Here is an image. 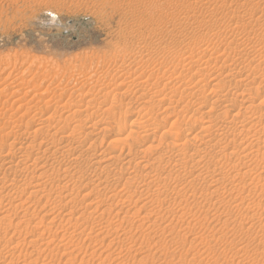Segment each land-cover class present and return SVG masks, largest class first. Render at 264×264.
<instances>
[{"label": "rangeland", "instance_id": "rangeland-1", "mask_svg": "<svg viewBox=\"0 0 264 264\" xmlns=\"http://www.w3.org/2000/svg\"><path fill=\"white\" fill-rule=\"evenodd\" d=\"M242 1L244 0H0V91L2 93L0 95V105H1L0 111L4 110L3 112L7 113L6 117L10 115V119L11 118L19 119L18 117H20L23 114L24 109L23 110L15 109L17 105H14L15 110L10 109L11 106L13 105V102H12L13 98L15 97L13 96L11 91L15 90L16 88H20L21 94L23 95L24 92L28 90V85H27L28 82L30 83V87H32L34 84L40 85L38 87H41V88L35 91L37 93L42 91L45 86L49 87L47 91H49L50 93L49 92L46 93L49 96L52 94V92H55V94H58L64 91L63 92L64 98L70 97L69 99L71 100V102H75V100L78 98L79 91H81V93L83 92L90 93V96H89L90 98L92 97L91 94L93 93V91H94L93 94L95 95V93L98 92L97 89L104 88L105 85H107L104 89L107 90L108 88L109 90L110 89L109 87L111 86L112 88V85H113V88L109 90V95L107 91V95L105 96L106 98H103L102 100L100 99L101 101H99L98 99V102L96 103L97 105L101 107V111H103L102 108L105 109L104 110L105 112L103 111L104 113L102 114L104 117L106 116V113L109 112L108 109L110 107L120 108L119 109L120 111L118 110L116 111L117 113L115 112L118 118L127 112L129 116H127L128 118L126 119V122H124V124L122 125L119 124L118 122L115 123V125L113 126L108 124L106 126V130H108V132L104 131V133L100 132V134L98 133L94 135L93 134L87 135L86 137L80 136V140H83L82 144H84V148L87 150L86 151L84 149L86 153L84 154L85 155L91 154L92 160H95L96 158H99L100 156H104V155L107 156V154L108 155L109 154L118 155V152H120V149H121L119 146L122 147L123 141L125 142L124 138L134 140L135 136L133 132H136L139 135H141L140 134L141 129L133 127V124L129 122L130 120H132L131 118L133 117L136 118L139 116L137 118L138 121L139 120L141 121V119L142 120L144 119L141 122L144 123V125L148 124L146 125L145 129H148L149 131H152V130L154 131L156 125L157 127L159 126L157 130L168 129L167 127L169 125V122L174 119L175 115L172 113H174L173 111H176V110H174L172 107L167 108L168 107L167 102L165 101L160 102L158 100L160 96H158L157 93L154 94L152 98H150V95H148L149 96L148 98L147 95H145L147 93L143 90L142 87H138V89L136 88V86H139L141 84L142 79L143 81H145L146 79L148 82H154V81L159 80L160 78H161L160 80H166L165 74H167L170 70H172V67L175 70H180L183 64L186 65L188 64L189 61L193 60V59H189L185 61L186 60L185 58H181L179 56H176L174 58L172 54L167 55V52L165 53V51H163L165 50L163 49L165 45H166L165 47H169L170 50H172L173 48H174L173 50L175 51L180 50L183 45L182 43H186L189 39L195 37L198 34L203 33L206 30H210L209 33H212V31L215 32L220 29V33L224 34V32L228 33L227 31H225V29L229 26L228 28H232V32L230 31V33H228L226 36H229L230 34H233L234 32H236L237 33V34L235 33L236 36L238 35L236 38L231 39L230 37H228L225 40H223L224 38L215 39V40L212 39V42L218 44L220 49H222L227 45V43H230V46H235L236 43L245 44L247 42L248 44H245V46L249 45L250 47H252L251 41L252 42L255 41V43L259 45L258 47L260 49L258 48L257 52L253 51L252 49L253 52L252 51L251 52L252 54H254L253 56L257 57L258 60H260V58L263 57L262 55L264 54V41H256V38L254 39L253 34L255 32L262 34V32L260 31V28L264 27V24L261 23L260 25H253V24L246 25L243 22L245 21L247 22L246 19H250V17L248 16H250L251 14L250 12H252L255 8H258V9L264 8V1L254 0L253 9L244 8V7L235 9L236 8L235 3L242 2ZM156 5H161V6L158 9V8H155ZM217 6H219V8H217ZM209 15H211L212 17H209ZM201 18L202 19L212 18L216 21V22L215 21L213 22H215V24L217 25H215L214 23H211V25L214 24L212 26L207 24L199 28L198 30L196 29V26L194 23H197L196 21L201 20ZM164 21L165 22L167 21L169 23L165 25ZM191 22H194V23H191ZM163 23L165 26L163 25ZM240 23H242L244 26ZM169 24H172V25H169ZM237 26L241 28V30L238 29ZM165 27L167 28V30ZM170 29H172V32ZM194 29L196 31H194ZM200 29H202V31ZM236 30L239 32H237ZM178 31L180 32V34ZM242 31L243 32L249 31L250 33V36L248 38L249 41L246 36H245L246 38L243 36ZM183 32L185 33L183 34ZM173 33L179 34L178 39H172L171 35ZM220 33L218 37H220L221 35ZM260 36L261 35H258L257 37H260ZM151 39L153 41H151ZM154 39L159 41L158 44H157V41H154ZM243 41L244 42L246 41V42L244 43ZM143 45L144 46L150 45V47L154 51V56L155 57L158 56L156 59H154L155 57L152 56V60H157L156 65L157 63L161 62V65H163L164 67L161 66L160 69L153 70L151 68V65L147 64L148 65L147 66L144 64L145 63L144 61H146V58L142 57L143 55L140 56L138 54L136 55L137 60L135 59L136 64H133L132 66L134 67L137 64L139 65L144 64V66H147V71H146L147 74L139 78V76L136 77L135 74L131 73L130 71L132 68L131 65L130 66L126 65L125 67L117 68L118 64L114 63L115 61L114 62L112 61L114 60V58L110 59V57H113V55L114 56L121 55V57H124L127 60L130 59L129 61L132 62L133 59L130 57L135 55L136 52ZM202 48L203 47H201L200 49ZM160 49L166 55L165 54L163 55ZM155 50L159 52H156ZM261 52H263V54ZM137 56H140L141 58ZM178 57H179V60H178ZM181 59L182 60L184 59V60L182 61ZM140 60H143V62H140ZM262 60H264V57L263 59H261V61ZM189 64L191 63L189 62ZM192 67L194 68L199 67V65L195 64V66H192ZM262 67H264V61L262 62L260 68ZM162 68L164 69L162 70ZM249 68L252 70L253 73L257 71L256 67L250 66ZM119 69L121 72L119 71ZM123 70L126 72H129L126 74L128 76L123 75L124 74ZM194 70H192V72ZM164 71L165 72L168 71V72L165 73ZM132 75L135 77H133ZM147 75H150V79L147 78ZM124 76H126L125 80L121 79ZM88 79L89 80L91 79V80L89 81ZM210 79L211 78L209 77L207 80L200 82L199 85H201L202 87H208L209 85H211L209 84ZM115 80L122 81L123 85L121 84L122 86L121 85L116 86L115 84L118 82H116ZM195 80L196 79H193V81ZM123 81L125 82L123 83ZM114 82L116 83L113 84ZM127 83L130 85H128ZM73 84L76 85V91L70 93V88L72 87ZM108 84L109 85L111 84V85L109 86ZM12 85L14 87H12ZM78 86L79 88H81V90L77 88ZM62 87L65 90H62ZM92 87H93V91L91 90ZM116 87H118L119 89ZM124 87L125 88L130 87L128 88L129 90L127 89L128 93H126L127 91L124 89ZM134 88L137 89L136 93L135 92L133 93V91L136 90ZM141 88H142V91H141ZM161 88L162 86H160V89ZM260 89L258 91L259 95L261 94ZM263 89L264 87H262L261 90L263 91ZM176 91H180V88H176ZM118 92L123 95L120 96ZM142 92H145L144 96ZM207 93H208V90L205 89V94ZM70 94L72 95L70 96ZM32 95L33 94L31 93L29 97H31ZM254 95H256L255 97L256 100H254V104H257V100L259 99V97H261V95L260 96L257 94H254ZM209 97L210 95H208V98ZM36 99H39V98H36ZM144 99L146 100L148 99V101ZM119 101L121 102L119 103ZM112 102L114 103L115 106L114 105L110 106ZM143 103L145 104V106ZM40 104H41V101H40ZM108 104L110 107L108 106ZM84 105L85 103L83 104L81 103L82 108L84 107ZM86 105L90 106L88 103ZM138 105L142 109H140ZM257 105L255 106L257 110L264 111V105H259V106ZM104 106L105 107L108 106V108L106 109ZM197 107H198V104L196 103L192 104L190 108L186 107V110L181 113L178 123H181V124L185 123L187 121L188 112L189 113L192 112L193 109ZM206 109H207V106H204L198 111V113H201L205 111ZM44 110L45 111L43 112V115H46L45 113L53 112L52 106H49L48 108L46 107ZM118 112H120L119 114L122 113V115L120 116ZM11 113L13 114L11 115ZM218 113H219V110L215 109L211 113V115H217ZM258 113L259 112H257L255 116ZM60 115H62V119H63L64 117L63 114L60 113ZM58 116H59V113H57V116L55 117L56 120L58 119ZM6 117L4 116L5 120L4 118H2L1 121L3 120L5 122L6 120H9ZM29 117L30 116L28 117L25 116L23 117L24 118L23 120L25 121ZM56 120H53V121H56ZM53 121H51V123H53ZM196 123L198 124H196L194 131H199L201 122H196ZM61 125H62V122L59 121L58 127H61ZM69 125L62 126L63 128L60 129L59 133L55 135V137L52 138V140L58 139L59 136H61V134L65 130L69 129L70 127ZM119 125L121 126L119 127ZM6 127H8L6 128V130L9 131L10 128L9 126H7V123H6ZM129 129L131 130L129 131ZM142 133L144 134V132ZM143 134L140 136V138L142 137V139L144 137ZM26 140L27 139L25 140L20 139V141H22L23 143L18 141L19 144L16 145V147L20 145H24L25 142L27 143ZM90 141H94L95 144L93 146H90L91 148H86V147H89L88 144L90 143ZM110 141L114 142V144L111 146L112 148L108 146ZM140 141L141 139H137L136 142L135 141H132V142L134 143V146L145 145L144 147H146V145H148V143L144 144L145 142L140 143ZM0 143H1L0 146H2V142ZM4 144L5 145L2 149L5 150L7 149L6 141L4 142ZM113 146H115V148ZM219 148L220 147L217 146L215 150H218ZM255 148L256 146H252L251 149H255ZM238 149L239 151H241L243 149V145H239ZM100 151L101 152L103 151V153L100 154ZM164 151H165V147L161 149H155L153 147V149L151 148V151H149L150 154L149 153L145 154L144 156L145 158L143 157L142 159H146L151 156L154 157L155 155L159 156ZM261 151H264V147L261 149ZM36 152L37 151L31 152L30 156L32 159L41 156L40 153L38 154ZM74 155L75 154L68 156L70 158V161H69V158L67 157L66 158L60 157V160L61 161L63 160L61 163L63 164L73 163L71 161L74 160L72 159V156ZM235 157L236 156L234 155L230 159L225 160L223 162V167H222L223 171L224 169H226L227 171L226 170L225 171L228 172L229 171L228 169H230L231 164L237 163V159ZM208 158H209V154L205 156V161H207ZM44 160H47L46 156L38 158L37 160H35L36 164H34V163H31L34 160L30 159V161H26V165H25V166H28V169L26 170L18 169L16 173L10 174V177H11V178L9 177L10 179H12V177H15L16 180H19L23 178V175H28L29 173L32 176L31 172L34 171V174H35L34 176L36 177L33 179L32 183L27 187L26 191L23 193L22 196L24 197H22V199L26 197L29 198V196H27L29 195L28 194L29 191H32L35 188L33 185L36 184L37 181H41L43 180V178L45 179L46 175H50L54 173L52 174V177L53 176L56 177L60 181L59 184L61 185H59V187L58 186L50 187V185H47L44 188V190H46L47 192L46 193L43 192L44 190L41 191L40 192L41 195L40 193L38 194L40 196L37 195L39 198L36 197L38 200H36V198H34V200L33 198L30 199L32 201V202H29L31 204L30 213H32V216L23 217L19 209H13L12 206L8 205L7 203L8 201H5L7 200L5 197L3 201H0V264H14V263L15 264H42L43 262H44L43 264H46V263L47 264H215V263L216 264H264V255H262V257L260 255V252L262 250L264 251V238H263L264 236L262 237L261 235H259L260 232L259 233L252 232V233H249L251 234V236H254L251 238V236L248 235L247 233L245 235L244 230L240 229V223H247L248 221V223L252 224L253 227L258 228L259 224L264 222V208L261 205V203H264V196H263L264 190L263 189H262L263 191L258 192L259 191L258 190L257 191L258 193L256 192L252 195H249L246 198V202H249L250 200L249 203L251 204V207L249 208V210L248 209L237 210L235 208H232V209L230 208L229 210L228 205L224 201H221V200L215 206H212L207 203L197 205L193 202L192 199H188L187 205H188V208H190L191 212H195V218H194L195 220L192 219V217L189 218V216L187 217L184 215L181 217H176V216L172 217L173 215L171 214L165 216L166 215L165 211L167 209L172 208L173 206L174 207L172 208V210L173 211L176 210L177 213H179L178 211H181L183 209L182 208L183 206L181 207V205H178L177 203L173 201L171 194L169 197L168 196L166 197L167 199L164 201V204L162 202V205H158L156 207H154L153 205H148V204H146L145 206L141 202H137L135 205H133L132 203H131L132 205L129 203H125L122 205L120 203L118 206H113L110 208L111 210H108L104 212L103 214H101L100 215L102 217L101 218L100 216H98L99 215L98 213L100 212H98L97 214L94 212H91V210L89 209L90 207L88 208V206L84 205L85 203H83V198H80L82 197V194H84L85 191H90L89 190L91 189L90 186L92 187V189L99 187L100 190L97 188L96 190L100 191L101 193L103 192L104 194L105 193L112 194L114 190L116 191V192L114 191V193H118V194L123 192L121 193L122 196L123 195L125 196L126 194H129L130 192H131L130 194H132L134 190L133 193H135V199H136L140 196L139 193H141L142 195L148 193L147 195H144V197L149 196L150 194L153 195V192H154L153 190L156 189L157 185L152 184L151 186L153 185L154 186L150 187L151 189L150 188L145 189V187H140L139 184L135 181L132 183V185L129 186V188H126L125 186H123L124 178H122L121 183L117 184L115 188H112L113 185L115 184H112L111 182L108 183V185L99 184L96 187H94L93 186L94 184L92 183V181H90V179H94V178L93 176L89 174V171L92 168L88 170L87 171L88 174H86L85 176H82V178L78 171H74V168H70L69 169L70 172L68 171V175L67 173H64L65 178H63L62 177L64 176L63 171L59 172L58 163L54 161L53 158H52L53 161L51 159H48L47 161L44 162ZM74 161H78V159ZM54 162L56 163L54 164ZM79 162L82 163V159L79 160ZM263 162H264V159L258 158L253 163H254V166L257 167L263 164ZM43 164H44V168L42 169L41 165L43 166ZM191 164H193V162L188 163V165H191ZM32 165L33 167H31ZM46 166L48 167L46 168ZM52 168L55 169L54 172H52ZM84 168L89 169V167H84ZM56 169L58 170L57 175H55ZM110 169L114 170L112 169V167ZM257 169L258 170L254 169L255 171L253 170L251 174H246L248 178H244L242 182L246 183L247 181L250 180V177H254L256 174H258V172H260L261 169L260 168H257ZM40 170L42 172H46L44 174L45 176L43 175L40 177V179H36L37 175L40 173L39 172ZM2 171L3 170L0 169V176H2L1 174ZM72 171H74V173ZM183 171H184L183 168H180L179 173L183 174ZM161 173L163 176L164 174L166 176L168 175V177L174 176V173L169 170H163L161 171ZM78 178L79 179L81 178V179L79 180ZM74 180H79V181L77 182ZM8 182L9 180H6L5 184H8ZM194 185H195L194 187H191V190L195 189L194 192L196 194H200V193L209 194L207 191H210L213 189V187L210 184L205 185L204 183L196 182L194 183ZM134 186H135V189H134ZM49 187L52 188L53 190L50 189ZM8 188L7 186H4L5 190L3 194H6L7 191H9ZM152 188L154 189L152 190ZM58 189H59V192L61 190L65 193L63 192L59 193ZM143 190H144L143 192L144 194L142 193ZM94 191L93 193H95ZM190 191L188 192L191 193ZM10 192L12 193V191H9V193ZM66 192L68 193L66 194ZM46 194L47 196H44ZM75 194L77 196H75ZM136 195L138 197H136ZM242 195L243 194L239 196H242ZM58 196H61L62 198ZM69 196L71 197L73 196L75 200L77 201L74 207L69 208V209L72 208L71 212L69 211V209L62 207L61 205L63 204L62 202L66 201L67 198H70ZM223 196H225V194ZM77 197L80 198V200H78ZM225 197L227 199L228 196H225ZM57 198L59 201L57 200ZM79 201H82V202H79ZM257 202L258 203L261 202V203L258 204ZM80 203H83V204L81 205ZM80 205L83 207H81ZM58 206L59 207L61 206L62 208L61 207L59 208ZM69 206L70 205H67L66 207H69ZM139 206H141L140 207L141 209L136 213L135 209L139 208ZM126 207L130 209L131 212L134 211V213L132 212L130 214V212L127 210ZM116 209L117 210L120 209V212H118L119 216L115 215ZM123 209L126 212H124ZM147 209L151 210L150 213L152 215L150 214L145 219L143 218L144 221L142 222L141 221L142 216H144V213H146ZM156 209H159V210H156ZM88 211L91 214L88 215L89 213ZM60 212L61 213L64 212V213L60 214ZM107 212L109 214H106ZM125 213L126 214L128 213V215H125ZM5 214L8 216H5ZM122 215L124 219L122 218ZM52 216L53 218L51 219ZM127 216L128 217L130 216V217L128 218ZM249 216L250 218L248 219L247 217ZM6 217L7 218L9 217L10 219L9 218L7 219ZM80 217L81 219L83 218L84 219L83 220L78 219L77 221V218H80ZM94 218L96 219V221L93 222V220H95ZM126 219H129L130 221L129 220L126 221ZM170 219L172 220L170 221ZM175 219H177V221ZM108 220H111V221H108ZM124 220L126 223L124 222ZM79 221H81V223L89 222L87 226L82 227V229L79 228L85 234L84 235L82 233V236H78L79 231L77 230L79 229L75 228V227H79V224H80ZM70 222L71 224H69ZM77 222H79V224ZM90 223H92V225ZM38 225L39 227L37 228L36 226ZM71 226L72 228L73 227L74 228L72 229ZM91 227H94V229L92 228V231L90 229ZM42 229H44L45 231H43ZM48 229H50L49 232L51 233L49 232L47 233ZM39 230H42V232ZM88 230L91 232H88ZM97 230H99L98 233H97ZM40 232H41V235H38V233ZM52 232L54 234L56 233L57 234L54 235ZM35 234L37 235L35 236ZM256 234H258L259 236L258 235L256 236ZM13 235L14 236L16 235V236L14 237ZM60 235H63V236L71 235L73 238L71 236L67 238V236L63 237ZM61 237H63L64 239ZM31 239H34V240L30 241ZM42 239H45V240H42ZM46 241H49L47 242L48 243L47 245L45 244ZM243 245L244 246L246 245L245 246L246 249L244 253L243 251H241V254L236 253V249L238 248V246H243ZM42 247H44V249H42Z\"/></svg>", "mask_w": 264, "mask_h": 264}, {"label": "bare ground", "instance_id": "bare-ground-1", "mask_svg": "<svg viewBox=\"0 0 264 264\" xmlns=\"http://www.w3.org/2000/svg\"><path fill=\"white\" fill-rule=\"evenodd\" d=\"M259 1H264V0H259ZM253 2H254V0H244L242 2L235 3V7H236L235 9H238L241 7L253 9ZM160 6L161 5H156L155 8L159 9ZM214 7H216V6H214ZM217 8H219V6H217ZM214 9H216V8H214ZM250 13H249L250 16H248V17H250V19H246L247 22L245 21L243 23H245L246 25H249V24L260 25L261 23L264 24V8H260V9L255 8ZM209 17H212V16L209 15ZM189 18H190V16H189ZM213 21H215V20L212 18H204V19L201 18V20L196 21L197 23H194V22H191V23H194L196 26V29L199 30V28H201L207 24L208 25H211V23L215 24L216 21L215 22H213ZM166 22H165V25L169 23V22H167V23ZM214 24H212V25H214ZM240 24H242V23H240ZM163 25H164V23H163ZM169 25H172V24H169ZM215 25H217V24H215ZM228 27L225 29V31H227L228 33H230V31L232 32V28H228ZM217 28H218V26H217ZM238 29L241 30V28H239V27H238ZM166 30H167V28H166ZM170 30L172 32V29H170ZM200 30L202 31V29H200ZM194 31H196V30L194 29ZM209 31L210 30H206L201 34H198L196 36L194 35L195 37H193V38L190 37L191 39H189L188 41L186 40L187 41L186 43H182L183 45H182V48L180 50L175 51V50H173L174 48L173 49L171 48L172 50H170L169 47H165L166 45L163 47V49H165L163 51H165V53L167 52V55L172 54L174 58L176 56H179L181 58H185L186 59L185 61H187L189 59H193L192 61H189L191 64H189V62L186 65L183 64L181 66L182 68L180 70H175L172 67V70H170L169 72L166 71V72H168L167 74H165L166 80H160L161 79L160 78L157 81L148 82L143 77L145 79V81H143V79H142V81L140 80L141 84L139 86H136V88L138 89V87H142L143 90L147 93V94H145V92H142L143 96L145 94V95H147L148 98H149L148 95H150V98H152V96L157 93V95L160 96L158 98V100L160 102L165 101L168 104L167 108L172 107L174 110H176V111H173L174 113H172L175 115L174 119L169 122V125L167 127L168 129L157 130V128H159V126L157 127V125H156L154 131L153 130L149 131L148 129H145L146 125H148V124L144 125V123L141 122L144 119L143 120L141 119V121L139 120L140 121L139 122L137 120V118L139 116L136 118L135 117L131 118L132 120H130L129 122L131 124H133V127L141 129L140 134L142 135L143 134L142 132H144V134H143L144 137L142 139V137L140 138L141 135H139L136 132H133V134L135 136L134 140L124 138L125 142L123 141L122 147L119 146L121 149H120V152H118V155L117 154L116 155L115 154H109V155L107 154V156L106 155L100 156L99 158L92 160L91 154H87L89 156L85 155L86 153L84 151V149H85L84 144H82L83 140H80V136L86 137L87 135H92V134L94 135V134H98V133L100 134V132L104 133V131L108 132V130H106V126L108 124L113 126L117 122L121 125L124 124V122H126V119L128 118L127 116H129V114H127V112H126L122 115V113L119 114L120 112H118V114L120 116L122 115L121 117L118 118V116H116V113H117L116 111H118L120 108H115V107L111 108L110 107L111 105L112 106L114 105V103H113L114 101L112 102V104H110V106L108 104V106L110 108L108 109L109 112L106 113L105 117L102 115L105 112L104 111L105 109L102 108V110L104 112L101 111V107L99 105H97V103H96V102H98V99H99V101H101L103 98H106L105 96L107 95V91H108V95H109V90H111L113 88V85L111 88V86H110L111 84L110 85L108 84L110 86L109 90H108V88H107V90L104 89L107 85H105L104 88L99 87L100 89H97L98 92L95 93V95L93 94L94 91H93V87H92L91 90L93 91V93L91 94L92 97H90V98H89L90 93H88V92L81 93V91H79L78 92V98L75 100V102H71V100L69 99L70 97L64 98V96H63L64 91H62L58 94H55V92H52V94L50 96L47 95L46 93L49 92V91H47L49 88L47 86L44 87V89H43L44 91L42 90V91L37 93L35 91L38 90L39 88H41V87H38L40 85L34 84L32 87H30L29 82L27 83L28 90L26 92H24L23 95L21 94L20 88H16L15 90L11 91L13 96H15L14 97L15 99L13 98V101H12L13 105L12 106L9 105V106H11L10 109H14V105H17L15 107V109H17V110H21V109L23 110L24 109V111H23V114L20 117H18L19 119H17V118H11L10 119V115L6 117L7 113L3 112L4 110L0 111V125H1L0 126V140L1 141L0 142H2V146H0V169L3 170L1 173L2 176H0V201H3V199L6 198L7 200H5V201H8L7 202L8 205L12 206L13 209H19L21 211L23 217L32 216V213H30L31 212V210H30L31 204L29 203L32 201L30 199L33 198V200H34V198L40 196L41 195L40 192L43 191L47 185H50V187L51 186H54V187L58 186L59 187V185H61V184H59L60 181L56 177H54V176L52 177V174H54V173H52V174L49 173L50 175L45 176L44 174L46 172H42L40 170L39 171L40 173L37 175L36 179H40V177L43 175L45 176V179L43 178V180L37 181V183L35 182L36 184L33 185L35 188L32 191H29V193H28L29 195H27V196H29V198L26 197V198L22 199V197H24V196H22L23 193L26 191L27 187L32 183L33 179L36 177V176H34L35 175L34 171L31 172L32 176L28 172L29 173L28 175H23V178H21L19 180H16L15 177H12V179H10L11 178L10 174L16 173L18 169H20V170L28 169V166H25L26 161H30V159H31V160H34L31 163L36 164L35 160H37L40 157L46 156L47 160L48 159L52 160V158H53L54 161H56L58 163L59 172L63 171V175H64V176H62L63 178H65L64 173H67V175H68V171L70 168H74V171H78L81 178H82V176H85L86 174H88L87 171L92 168L89 171V174L91 176H93V178H94V179H90V181H92V183L94 184L93 185L94 187H96L99 184L100 185H102V184L108 185V183L111 182L112 184H115V185H113L112 188H115V186L117 184L121 183L122 178H124L123 179L124 185H123V183H122V185L125 186L126 188H129V186L132 185V183L135 181L139 184L140 187H145V189L153 187L154 185L151 186L152 184L157 185L155 190H153L154 188H152V190L154 191L153 195H151L150 194L151 192L148 190L150 192L149 193L150 195L144 197V195L148 194V193L147 194L143 193L145 190L144 189L142 191V193L144 195L139 193L140 196L137 194L139 197L136 195V197H138L136 199H135V193H133L134 190H133L132 194H130L131 192L129 194L125 193L126 195L125 196L123 195L124 196L123 197L121 194L123 192L118 194V193H114V191H115L114 190L112 192V194H110V193L104 194L103 192L101 193L100 191L96 190L97 187L92 189V187L90 186V188L92 190L89 189L90 191H85V192L83 190L84 194H82V197H80V198H83V203H85L84 205L88 206V208L90 207L89 209L91 210V212H94L96 214L98 212H100V213H98L99 214L98 216H100L101 214H103L104 212H106L108 210H111L110 209L111 207L118 206L120 203L122 205L125 203H129V204L132 203L133 205H135L137 202H141L145 206H146V204H148V205H153L154 207H156L158 205H162V202L164 204V201L167 199L166 197L167 196L169 197L170 194H171L173 201L175 203H177L178 205H181V207L183 206L182 207L183 209L181 211H178L179 213H177L176 210L175 211L172 210V208L174 206L173 207L171 206L172 207V208H170L171 210L167 209L165 211V214H166L165 216L171 214V215H173L172 217H174V216L181 217L184 215L187 217L189 216V218L192 217V219H194L195 218V212H191L190 208H188V205H187L188 199H192L193 202L197 205L207 203V204H210L212 206H215L221 200V201H224L228 205L229 210H230V208L231 209L235 208L237 210H242V209H248L249 210V208L251 207V204L249 203L250 200H249V202H246V198L249 195L256 193L258 190H259L258 192H261L264 190V162H263V164H261L257 167H255L254 163H253L258 158L264 159V151H261V149L264 147V111H259L255 108V106L257 104H258L257 106L264 105V89H263V91L261 90L262 87H264V67L260 68L262 62L264 61V60L261 61V59H263V57H264V54H263V52H261L263 54L262 55L263 57L260 58V60H258L257 57L253 56L254 54H252V52L253 51L257 52L259 45L257 43H255V41H253V42L251 41L252 47H250L249 45L245 46V44H248L246 42L247 40L245 41L246 43L243 41L245 44L236 43L235 46H230V43H227V45L224 48L220 49L218 44L212 42V39L215 40V39H220V38L223 39L224 38L223 40H225L228 37H230L231 39H234L238 36V35L236 36L237 33L234 32L233 34L226 36L228 33L224 32V34H221L220 29L218 31H215V32L212 31V33H209ZM260 31L262 32V34L256 33V32L254 34L252 33L254 35V39L256 38V41H264V27H261ZM180 32H179V34H180ZM237 32H239V31H237ZM184 33L185 32H183V34ZM219 33L221 34L220 37H218ZM179 34L173 33L171 35L172 39H178ZM242 34L244 37L246 36L247 39L250 36L249 31L248 32L245 31ZM191 35H193V34H191ZM258 35H261V36L257 37ZM262 35H263V37H262ZM157 38H158V36H157ZM152 39H151V41H153ZM156 39H154V41H157ZM181 39H183V38H181ZM248 41H249V39H248ZM158 42L159 41H157V44H158ZM175 44H177V43H175ZM201 47H203V48L200 49ZM161 48H162V46H161ZM252 49H253V51H252ZM163 51H162V53H163ZM156 52H159V51H156ZM165 53H163V55ZM138 54L140 56L143 55L142 57L146 58V61H144L145 62L144 64L145 65H147V64L151 65V68L153 70L154 69H160V67L163 66V65H161V62L157 63V65H156L157 60H152V56L153 57H155V56H154V51L152 50L150 45H145V46L143 45L136 52L135 55L130 57L133 59L132 62L129 61L130 59L127 60L124 57H121V55H116V54H115L116 56L113 55V57H110V59L114 58V60H112V61L113 62L115 61L114 63L118 64L117 68L125 67L126 65L132 66L133 64H136V60H137L136 55H138ZM159 54H161V53H159ZM140 56H137V57H140ZM157 57H155L154 59H156ZM179 57H178V60H179ZM258 58H259V56H258ZM140 62H143V60H140ZM144 64L143 65L137 64L134 67L132 66V68L130 70L131 73L135 74L136 77L139 76V78H141L142 76H145L147 74L146 71H147L148 65L144 66ZM195 64L199 65V67H195L196 69L194 67H192V66H195ZM250 66L257 68V71L255 72L256 74L252 72V70L249 68ZM176 68H177V66H176ZM163 69L164 68H162V70ZM124 70H123V72H124L123 75H126L127 73H129V72H126ZM192 70H194V71L192 72ZM119 71H120V69H119ZM126 76H128V75H126ZM126 76H124L123 78H121V77L120 78L125 80ZM133 77H135V76H133ZM209 77L211 78L209 81L210 82L209 84H211V85H209L208 87H202L201 85H199L200 82L207 80ZM147 78L150 79V75H147ZM193 79H196V80L193 81ZM85 81H86V79H85ZM140 81H139V83H140ZM116 82H118V83H116ZM116 82L113 83V84L116 83L115 84L116 86L122 84V81H116ZM124 82L125 81H123V83ZM20 85H21V83H20ZM128 85H130V84H128ZM160 86H162L161 89H160ZM12 87H14V86L12 85ZM59 87H60V85H59ZM63 87H62V90H65ZM130 87H128V88H130ZM77 88L81 90V88H79V86ZM116 88H118V87H116ZM128 88L124 87V89L126 91ZM136 88H134V89H136ZM142 88H141V91H142ZM176 88H180V91H176ZM137 89L134 91L132 90L133 93L134 92L136 93ZM205 89L208 90L207 94H205ZM259 89L261 91V94H260L261 97H259V99L257 100V104H254V100H256L255 99L256 95H254V94L259 95L258 94ZM104 90H106V91H104ZM32 91H34V92H32ZM74 91H76V85L75 84H73L72 87L70 88V93H72ZM31 93L33 95L31 97H29V95H31ZM126 93H128V91ZM1 94L2 93L0 91V95ZM119 94H120V96L123 95L121 93H119ZM71 95L72 94H70V96ZM73 95H75V94H73ZM208 95H210L209 98H208ZM36 98H39V99H36ZM141 98H142V96H141ZM144 100H146V99H144ZM40 101H41V104H40ZM110 101H112V100H110ZM139 101H141V100H139ZM146 101H148V99ZM120 102L121 101H119V103ZM81 103L82 104L85 103L83 108L81 107ZM87 103L90 106L86 105ZM139 103H141V102H139ZM194 103L198 104V107L194 108L192 112H190V113L188 112L187 121L183 124L178 123V120H179L181 113L186 110V107L190 108L191 105ZM147 104H149V103H147ZM49 106H52L53 112L45 113L46 115H43V112L45 111L44 109L46 107L48 108ZM108 106L107 107L104 106V107L107 109ZM141 106H142V104H141ZM144 106H145V104H144ZM204 106H207V109L201 113H198V111ZM140 109H142V108L140 107ZM215 109H218L219 113L217 115H211V113ZM257 112H259L257 114L258 116L257 115L255 116V114ZM57 113H59V116H58V119L56 120L55 117L57 116ZM60 113L63 114V116H64L63 119H62V115H60ZM128 113H130V112H128ZM12 114L13 113H11V115ZM140 115H141V113H140ZM4 116L6 118H8L9 120H6L5 122L3 120L1 121V119L4 118ZM25 116H27V117L30 116V117L24 121L23 117H25ZM4 120H5V118H4ZM53 120H56V121H53ZM51 121H53V123H51ZM59 121L62 122L61 127H58ZM196 122H201V125L199 127V131H194L196 124H198ZM6 123H7V126H9V128H10L9 131L6 130V128H8V127H6ZM64 125H67V126L69 125L70 126L69 129L65 130L61 134V136H59L58 139L52 140V138H54L55 135H57L59 133L60 129L63 128L62 126H64ZM121 125H119V127ZM107 129H109V128H107ZM111 129H112V127H111ZM130 130L131 129H129V131ZM135 130H137V129H135ZM137 132H139V131H137ZM130 136H131V134H130ZM20 139H24V140L27 139L26 140L27 143L24 141L25 142L24 145H20V146L16 147V145L19 144L18 141H20ZM137 139H141L140 143L145 142L144 144L148 143V145H146V147H144L145 145L134 146V143L132 141L136 142ZM5 141L7 143L6 144L7 149L4 150L2 148L5 145L4 144ZM20 142H22V141H20ZM94 144H95L94 141H90V143L88 144L89 147H86V148H91L90 146H93ZM113 144H114V142L110 141L108 146L111 147ZM239 145H243V149L241 151H239V149H238ZM217 146H219L220 148L218 150H215V148ZM252 146H256V148L251 149ZM113 147L115 148V146H113ZM153 147L155 149H161V148L165 147V151L163 153H161L159 156L155 155L154 157L151 156V157H148L146 159H142L145 156V154H148V153L150 154L149 151H151V148L153 149ZM34 151H37L36 153H38V154L40 153L41 156L32 159L30 154H31V152H34ZM102 153H103V151L102 152L100 151V154H102ZM72 154H75L74 156H72V159H74V160L78 159V161L73 160V161H71L73 163H68V164L61 163L63 160L61 161L60 157L69 158L68 156L72 155ZM104 154H106V153H104ZM208 154H209V158L207 161H205V156ZM234 155L236 156L235 158L237 159V163L231 164L230 169H228L229 171L226 172L227 170L224 169V171L226 170L224 172L222 170L223 169L222 168L223 162L225 160L230 159ZM81 159H82V163L79 162V160H81ZM47 160H44V162ZM69 161H70V158H69ZM56 162H54V164ZM191 162H193V164L188 165V163H191ZM31 163H29V164H31ZM27 164H28V162H27ZM31 167H33V165ZM47 167L48 166H46V168ZM84 167H89V169H87V168L85 169ZM111 167L114 170H111L110 169ZM41 168L42 169L44 168V164H43V166L41 165ZM53 168H55V167H53ZM53 168H52V172H54V170H55ZM180 168H183V170H184L183 174L179 173ZM187 168H188V170H187ZM257 168L261 169L260 172H258V174H256L254 177H250V180L247 181L246 183H243L242 182L243 179L248 178L246 174H251L254 169L258 170ZM44 170H46V169H44ZM163 170H169V171L173 172L174 176L168 177V175L166 176L165 174L163 176L161 173V171H163ZM57 171L58 170L56 169L55 175H57ZM74 171H72V172L74 173ZM24 172H26V171H24ZM49 172H51V171H49ZM29 176H31V177H29ZM76 179H77V177H76ZM6 180H9L8 184H5ZM79 180H74V181L78 182ZM88 180H89V178H88ZM65 181H66V179H65ZM196 182L204 183L205 185L210 184L213 187V189L210 191H207L209 194H207V193L196 194L194 192L195 189L191 190V187H194L195 186L194 183H196ZM4 186H7V188L9 187L8 189H9V191H12V193L11 192L9 193V191L6 190L7 193L3 194V192L5 190ZM120 186H121V184H120ZM50 189H52V188H50ZM59 189H58V192H59ZM97 189H99V187ZM134 189H135V186H134ZM94 190H96L97 192ZM93 191L95 193H93ZM137 191H138V189H137ZM188 191H190L191 193H189ZM43 192L46 193L47 191L44 190ZM60 192H63V191L60 190ZM39 193H40V195H38ZM63 193H65V192H63ZM67 193L68 192H66V194ZM187 193H189V194H187ZM235 193H237V194H235ZM12 194H14V195H12ZM224 194H225V196H228L227 199L225 196H223ZM241 194H243V195L239 196ZM44 196H47V194ZM55 196H57V195H55ZM75 196H77V195L75 194ZM58 197H61V196H58ZM67 197H68V195H67ZM69 197L70 198H67L66 201H64V202H62V200H61V202L63 203V204H61L62 207L66 208V209H69L70 207H74L77 203V201L75 200V198L73 196L72 197L69 196ZM80 198H78V200H80ZM36 200H38V199L36 198ZM57 200H58V198H57ZM260 200H261V198H260ZM14 201H15V203H14ZM79 202H82V201H79ZM83 203H80V204L82 205ZM169 203H170V201H169ZM259 203H261V202H259ZM67 205H70V206L66 207ZM261 205L264 208V203H261ZM77 206H79V205H77ZM81 207H83V206H81ZM140 207L141 206H139V208H136V209L133 208V209H135L136 213H137L141 209ZM33 208H34V206H33ZM71 209H69L70 212H71ZM159 209H156V210H159ZM187 209L189 210V212ZM127 210L130 212V214L132 212L134 213V211L131 212L130 209H128V208H127ZM153 210H155V209H153ZM59 211H57V212H59ZM48 212H49V210H48ZM118 212H120V209H118V210L116 209L115 215L119 216ZM124 212H126V211L124 210ZM150 212H151V210L147 209L146 213H144V216H142V220H141L142 222L144 221L143 218L145 219L146 217H148L151 214ZM62 213H64V212H62ZM62 213L60 212V214H62ZM55 214H57V213H55ZM89 214H91V213L89 212L88 215ZM106 214H109V213L107 212ZM125 215H128V213L127 214L125 213ZM3 216H1V217H3ZM5 216H8V215L5 214ZM56 216H54V217H56ZM69 216H71V215H69ZM80 216H82V215H80ZM213 217H214V215H213ZM52 218H53V216L51 217V219ZM122 218H123V215H122ZM247 218L249 219L250 216ZM78 219H81V217L77 218V221H78ZM83 219H81V220H83ZM66 220H67V218H66ZM127 220H129V219H126V221ZM171 220L172 219H170V221ZM175 220L177 221V219H175ZM196 220H197V218H196ZM94 221H96V219L93 220V222ZM108 221H111V220H108ZM79 222H80V224H79ZM79 222H77L79 224V227H75L76 229H79V228L82 229V227L87 226L89 223V222H85V223L82 222L81 223V221H79ZM100 222H101V220H100ZM124 222H125V220H124ZM74 223H76V222H74ZM92 223H90V224L92 225ZM139 223H140V221H139ZM69 224H71V222ZM68 225H67V227H68ZM15 227H16V225H15ZM36 227L38 228L39 225ZM36 227H34V228H36ZM47 227H48V225H47ZM71 228H72V226H71ZM92 228L94 229V227L90 228L91 231H92ZM44 229H42V230L45 231ZM80 229L77 230V231H79L78 236H82V233H83V231ZM101 229H103V228H101ZM240 229L245 231V235L247 233L248 235L251 236V234H249V233H252V232L259 233L260 232L259 235H261L262 237L264 236V222L260 223L258 228L253 227V225L249 224L248 221H247V223H240ZM42 230H39V231L42 232ZM49 230L50 229L47 230V233L49 232ZM55 230H57V229H55ZM13 231H11V232H13ZM91 231L88 230V232H91ZM98 231L99 230H97V233H98ZM41 232L38 233V235H41ZM49 233H51V232H49ZM63 233H64V231H63ZM72 233H70V234H72ZM56 234H54V235H56ZM93 234H94V232H93ZM36 235L37 234H35V236ZM257 235L258 234H256V236ZM60 236H63V235H60ZM65 236H67V235H65ZM65 236H63V237H65ZM70 236L71 235L67 236V238ZM73 236H75V235H73ZM185 236H186V234H185ZM2 237H3V235H2ZM63 237H61V238H63ZM252 237H254V236H251V238ZM32 240H34V239H31L30 241H32ZM42 240H45V239H42ZM47 242H49V241L45 242L46 245L48 244ZM16 243H18V242H16ZM245 246L244 245L238 246V248L236 249V253L241 254V251H243V253H244V251L246 249ZM44 247H42V249H44ZM50 250H48V251H50ZM233 254H235V253H233ZM260 255H261V257H262V255H264L263 250L260 252ZM239 256H241V255H239ZM248 257H249V255H248ZM252 261H250V262H252Z\"/></svg>", "mask_w": 264, "mask_h": 264}]
</instances>
